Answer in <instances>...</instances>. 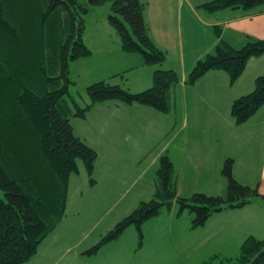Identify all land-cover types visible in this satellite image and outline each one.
Instances as JSON below:
<instances>
[{"label":"trees","instance_id":"obj_1","mask_svg":"<svg viewBox=\"0 0 264 264\" xmlns=\"http://www.w3.org/2000/svg\"><path fill=\"white\" fill-rule=\"evenodd\" d=\"M106 1H110L106 20L118 35L121 49L139 52L145 65L163 64L166 53L150 36L142 0H0V264L25 263L54 230L64 215L69 176L78 172V160L83 162L90 184L94 182L97 153L74 133L71 117L84 118L93 104L105 100L169 111L168 92L178 82L173 69L154 67L151 86L138 92L101 79L86 86L89 101L84 104L70 95L69 61L90 54L81 37L83 15L89 7ZM263 3L208 0L200 6L213 12ZM263 54L264 37H248L240 47L221 40L213 53L195 62L186 83L193 84L207 71L217 69L232 84L250 58ZM263 104L264 73L255 77L252 90L233 99L230 116L235 124H242ZM232 163L227 158L221 168L225 197L200 192L180 197L172 185V162L162 154L152 197L140 201L83 253L95 254L129 225L136 227L140 244L142 224L173 202L178 203L179 212L188 209L193 214L190 228L194 229L213 212L253 199L264 201L257 185H244L234 178ZM233 264H264V236L248 235Z\"/></svg>","mask_w":264,"mask_h":264},{"label":"crops","instance_id":"obj_2","mask_svg":"<svg viewBox=\"0 0 264 264\" xmlns=\"http://www.w3.org/2000/svg\"><path fill=\"white\" fill-rule=\"evenodd\" d=\"M142 1L145 2L144 17L151 38L166 52L165 61L172 58L173 66L165 64L164 67L176 71L178 76L176 89L181 83L182 89L189 85V89L192 90L188 96L184 91L180 94L183 103L177 102L179 98L177 90L175 91L172 101L174 120L171 124H165L167 128L165 135L171 138L164 153H161L162 147L161 151L156 152V156L166 154L169 157L172 162V174H180L173 159L174 155H177L189 159L193 174H220L222 178L223 162L227 158H232V175L241 183L257 185L264 198V153H255L259 148H264V104L242 124H235L230 116L233 99L252 90L255 77L264 73V54L250 58L242 74L232 84H229L227 74L217 69L207 71L193 84L186 83L187 75L195 62L213 53L221 40L233 47H240L248 37H264V3L249 9L224 8L209 12L203 7L196 8L201 4L193 5L189 0H185V18H182L181 1ZM175 18L179 21L174 22ZM180 21H183L185 27L180 26ZM197 24L199 26H196ZM216 26L218 28H215ZM138 62L137 65L133 63L124 70L132 71L137 66L144 69L141 74L135 75L136 81L141 82L139 86L142 89L151 84L152 70L155 66ZM105 101H114L111 103L115 106L110 107L109 113L112 116H105L108 124L115 120L116 112L122 114L126 108L128 113L137 110L152 111V107L149 108L147 105L134 103L122 106L116 103V100ZM95 106L96 103L88 110L86 116L94 111ZM170 108L169 104L167 113H161L156 109H154L156 112L152 113L156 118L164 120L169 115ZM187 112L188 116L191 115L190 122L187 119ZM70 123L73 129L72 120ZM146 126H149L147 122ZM140 128L144 129L143 123L140 124ZM121 130L116 131L121 135L120 140L124 142L116 144L124 146L126 152H131L137 140L130 135L128 137L129 131L126 132L123 128ZM75 134L81 137L80 133ZM95 151L97 157L92 173L94 182L88 183L87 187L83 186L88 192L83 188L79 189L78 185L76 188L79 191L76 192L74 187L71 191L73 174L69 176L63 217L56 228L39 244L37 252L23 264H56L68 250L69 243L76 247L82 227L92 223L95 217L98 218L102 203L111 200V196L127 183L128 174H106L104 177L102 174H96L99 158L103 153L98 148ZM108 166L112 167V164ZM78 173L79 170L74 174ZM85 177L88 179L87 174ZM99 178L102 180L100 186ZM225 183L223 179L219 180L218 188L226 186ZM202 227L208 228L209 238H217L220 242L233 241L240 244L248 235L263 237L264 201L253 199L239 207L216 211L200 226ZM142 233L144 234L143 230ZM120 236L121 234L118 238ZM142 245L143 242L140 246Z\"/></svg>","mask_w":264,"mask_h":264},{"label":"rangeland","instance_id":"obj_3","mask_svg":"<svg viewBox=\"0 0 264 264\" xmlns=\"http://www.w3.org/2000/svg\"><path fill=\"white\" fill-rule=\"evenodd\" d=\"M80 1L85 2L86 0ZM175 1L182 2V18H185V0ZM189 1L193 5H199L208 0ZM199 7L201 8V6H196L197 9ZM109 12L110 1L89 7L88 12L83 15L84 26L81 37L85 46L90 50V54L69 61L68 77L72 81L69 84V93L81 105L85 101H89L85 92L86 86L101 79L112 84H119L129 92H138L145 89L140 88L139 83L141 82H137V78H135V75L141 74L144 69L139 66H132L135 67L132 71L124 70L133 63V65H137V61L142 63V56L139 52L129 54L121 49L118 35L106 20ZM178 21L175 18L174 22ZM180 26L185 27L183 21H180ZM196 26H199V24ZM165 64L173 66L172 58L170 61H164L160 66H155V68L171 69L165 68ZM176 83L170 87L168 92L167 99L171 108L169 115L164 120L156 118L152 113L156 110L154 111L151 107L149 108L152 111L137 110L130 113L127 112L126 108L122 114L116 112L114 115L115 120H111L108 124L105 121V116L111 115L109 113L110 107H115L114 103L111 102L114 101L96 102L94 111H91L86 118H70V121L72 120L74 124V133H80V138L90 147H94V150L98 148L103 153L100 155L96 174H102L104 177L106 174L124 173L128 174L129 178L127 183L111 196V200L102 203L99 207L98 218L95 217L92 223L84 225L83 229L81 228L82 231L77 239L76 247L74 248L73 244L69 243L68 250L63 253L61 258L59 257L60 259L56 264L236 263L240 244L233 241L220 242V240L217 241V238H209L208 228L205 227L191 229L190 223L193 214L188 209L179 212L177 202H173L171 207H162L159 215L147 220L144 226L141 227L144 234L142 233L140 244L136 227L129 225L118 239L103 244L95 254L83 253L86 249L95 245L108 230L130 213L140 201L149 200L152 197L157 181L156 170L159 164V156L162 155L156 156V152L161 151L163 147L161 153H164V149L168 147L171 138L165 135L167 129L165 124H171L174 120L173 95L177 90L179 98L177 102L183 103L180 94L184 91L188 96L192 91L189 89V85L182 89L181 83L176 89L178 84ZM150 86L151 84L148 87ZM115 102L127 106L126 103L121 101L116 100ZM190 116L187 112L189 122ZM146 122L149 126L145 127ZM142 123L144 129L140 128ZM121 128L126 132L129 131L128 137L130 135L137 140V144L131 148V152H126L123 149L124 146L116 144L124 142V140H120L121 135L116 131H122ZM255 153H264V148H259L258 152ZM173 159L175 167L180 170V174H172V185L180 197H189L194 192L226 196V186L218 188L217 183L219 180L223 179L225 182L224 177L222 178L220 174H193L194 172L190 170L191 163L187 157L174 155ZM107 163L112 164V167L108 166ZM77 166L79 173L73 174L71 181V191L74 187L76 192L82 189L83 186L87 187L90 183L88 182L89 178L85 177L86 171L81 160L77 161ZM101 183L102 180L99 178L98 186ZM77 185L79 189L76 188ZM86 187L83 189L88 192ZM142 242L143 245L140 246Z\"/></svg>","mask_w":264,"mask_h":264}]
</instances>
